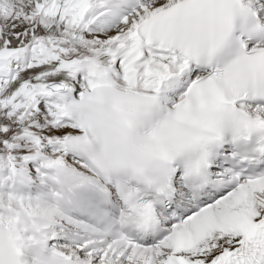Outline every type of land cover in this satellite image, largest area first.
Here are the masks:
<instances>
[{
  "label": "bare ground",
  "instance_id": "1",
  "mask_svg": "<svg viewBox=\"0 0 264 264\" xmlns=\"http://www.w3.org/2000/svg\"><path fill=\"white\" fill-rule=\"evenodd\" d=\"M32 1L34 7L28 0H0V15L14 16L19 24L30 23L33 12L39 14L37 37L20 57V67L10 73L7 93L17 94L22 108L18 113L0 108V132L1 125L10 126L6 135L0 134V237L11 264H34L43 251L74 264H162L174 256L169 242L144 248L108 243L89 225L62 212L57 168L94 173L91 160L69 150L65 142L87 131L74 102L102 88L135 98L160 97L171 106L186 97L194 67L143 35V26L154 15L179 0H144L126 16L103 0ZM246 1L264 11V0ZM48 84L57 88L46 89ZM26 85L32 87L29 93L24 92ZM242 106L264 118V108ZM98 121L111 131L110 119ZM214 209L215 218H208L215 231L180 254L189 264H219L224 253L238 247L241 235L235 219L264 218V193L239 204L231 192ZM53 236L58 239L51 241ZM60 240L64 243L57 245Z\"/></svg>",
  "mask_w": 264,
  "mask_h": 264
},
{
  "label": "rangeland",
  "instance_id": "2",
  "mask_svg": "<svg viewBox=\"0 0 264 264\" xmlns=\"http://www.w3.org/2000/svg\"><path fill=\"white\" fill-rule=\"evenodd\" d=\"M28 1H31L34 7V1ZM29 7L31 8V6ZM38 17L39 14L33 12L32 18L34 19L30 23L19 24L14 16L0 15V108L5 107L4 109L8 110V113L16 111L18 113L22 108V103L17 98L18 95L8 94L7 90L12 82L11 71L20 67V57L26 51L27 46L37 37L36 23ZM116 29L119 30V25ZM24 92L29 93L25 89ZM0 121H2L1 117ZM9 130L10 126L3 124L0 134L4 136ZM80 254L85 255L83 251Z\"/></svg>",
  "mask_w": 264,
  "mask_h": 264
},
{
  "label": "water",
  "instance_id": "3",
  "mask_svg": "<svg viewBox=\"0 0 264 264\" xmlns=\"http://www.w3.org/2000/svg\"><path fill=\"white\" fill-rule=\"evenodd\" d=\"M30 87V86H29ZM46 89H49V90H55V85L53 84H48L45 86Z\"/></svg>",
  "mask_w": 264,
  "mask_h": 264
}]
</instances>
